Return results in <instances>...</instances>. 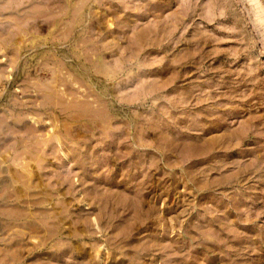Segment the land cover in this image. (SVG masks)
I'll return each instance as SVG.
<instances>
[{
    "label": "rangeland",
    "instance_id": "obj_1",
    "mask_svg": "<svg viewBox=\"0 0 264 264\" xmlns=\"http://www.w3.org/2000/svg\"><path fill=\"white\" fill-rule=\"evenodd\" d=\"M0 264H264V0H0Z\"/></svg>",
    "mask_w": 264,
    "mask_h": 264
}]
</instances>
